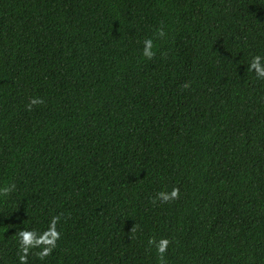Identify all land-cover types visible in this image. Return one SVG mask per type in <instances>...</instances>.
Returning <instances> with one entry per match:
<instances>
[{
    "label": "trees",
    "instance_id": "1",
    "mask_svg": "<svg viewBox=\"0 0 264 264\" xmlns=\"http://www.w3.org/2000/svg\"><path fill=\"white\" fill-rule=\"evenodd\" d=\"M255 55L264 0H0V264H264Z\"/></svg>",
    "mask_w": 264,
    "mask_h": 264
},
{
    "label": "clouds",
    "instance_id": "2",
    "mask_svg": "<svg viewBox=\"0 0 264 264\" xmlns=\"http://www.w3.org/2000/svg\"><path fill=\"white\" fill-rule=\"evenodd\" d=\"M158 35L163 37L165 33L162 30H158ZM143 57L151 60L155 56L153 51V40L145 39L143 41ZM249 71H254L257 79H264V56L255 55L252 57L251 63L248 66ZM189 85L185 84L184 87L187 88ZM43 103L40 98H32L26 107L29 111L32 110L33 106ZM11 189H15V185H11ZM10 191V187L2 186L0 187V196H7ZM157 199L163 203H168L169 201L175 200L179 197V189L173 188L171 192H158ZM59 217H52V220L48 226L47 231L42 234H37L32 230H20L15 235L18 238V250H19V264H28V257L31 250L39 248L38 256L41 260L49 256L54 248L56 247V242L60 239V233L56 229ZM148 243L154 245L156 252L158 254L160 264H165V253L169 244L167 239H161L158 242L152 238H149Z\"/></svg>",
    "mask_w": 264,
    "mask_h": 264
}]
</instances>
